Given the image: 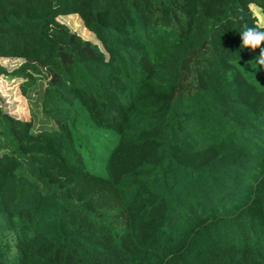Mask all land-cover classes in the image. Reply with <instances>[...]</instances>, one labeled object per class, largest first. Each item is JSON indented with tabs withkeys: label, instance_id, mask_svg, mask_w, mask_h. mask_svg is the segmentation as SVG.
<instances>
[{
	"label": "trees",
	"instance_id": "obj_1",
	"mask_svg": "<svg viewBox=\"0 0 264 264\" xmlns=\"http://www.w3.org/2000/svg\"><path fill=\"white\" fill-rule=\"evenodd\" d=\"M250 5L0 0V60L17 62L0 73L55 123L0 106V264H264Z\"/></svg>",
	"mask_w": 264,
	"mask_h": 264
},
{
	"label": "rangeland",
	"instance_id": "obj_2",
	"mask_svg": "<svg viewBox=\"0 0 264 264\" xmlns=\"http://www.w3.org/2000/svg\"><path fill=\"white\" fill-rule=\"evenodd\" d=\"M252 8L257 11L259 7L253 5ZM59 19L83 38L98 42L91 32L85 30L83 22L78 15H62ZM0 64L6 67L9 72L17 67V62L14 60L9 62L0 60ZM18 81V78L12 74L0 73V106L25 118L32 117L35 130L55 127L53 120L43 113L40 98L36 91L32 90L29 96L22 95Z\"/></svg>",
	"mask_w": 264,
	"mask_h": 264
},
{
	"label": "clouds",
	"instance_id": "obj_3",
	"mask_svg": "<svg viewBox=\"0 0 264 264\" xmlns=\"http://www.w3.org/2000/svg\"><path fill=\"white\" fill-rule=\"evenodd\" d=\"M250 10L253 5H250ZM252 17L255 23L249 25L247 22L241 24V29L239 31L242 44L241 48H247L255 52L259 49V54L252 61L255 67H251L255 71H259L260 68H264V9H257V11L252 12Z\"/></svg>",
	"mask_w": 264,
	"mask_h": 264
}]
</instances>
